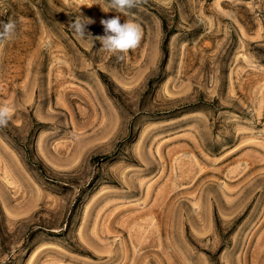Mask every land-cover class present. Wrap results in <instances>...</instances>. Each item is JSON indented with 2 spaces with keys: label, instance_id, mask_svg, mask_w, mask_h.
<instances>
[{
  "label": "rangeland",
  "instance_id": "374dc122",
  "mask_svg": "<svg viewBox=\"0 0 264 264\" xmlns=\"http://www.w3.org/2000/svg\"><path fill=\"white\" fill-rule=\"evenodd\" d=\"M116 16L142 32L127 53L95 39ZM9 18L0 264H264V0H0Z\"/></svg>",
  "mask_w": 264,
  "mask_h": 264
},
{
  "label": "clouds",
  "instance_id": "9594fccd",
  "mask_svg": "<svg viewBox=\"0 0 264 264\" xmlns=\"http://www.w3.org/2000/svg\"><path fill=\"white\" fill-rule=\"evenodd\" d=\"M141 0H110V5L116 11L125 13L127 9L137 7ZM93 23L92 20L77 17L74 22H70L69 29L80 37H85L86 25ZM104 28V35L95 37L99 40L101 50L111 53H127L135 49L142 38V32L138 25L126 21L121 23L120 17L116 16L109 19L101 20ZM16 22L11 18L7 22L0 21V43L15 35ZM88 37H92L88 34ZM12 116L10 107L0 104V127L7 126Z\"/></svg>",
  "mask_w": 264,
  "mask_h": 264
}]
</instances>
